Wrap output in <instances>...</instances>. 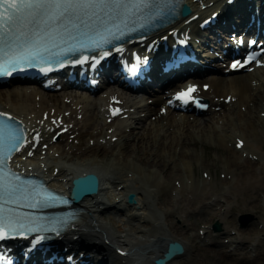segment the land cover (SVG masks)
<instances>
[{"label": "bare ground", "instance_id": "6f19581e", "mask_svg": "<svg viewBox=\"0 0 264 264\" xmlns=\"http://www.w3.org/2000/svg\"><path fill=\"white\" fill-rule=\"evenodd\" d=\"M215 1L185 0L192 12L169 29H177L195 13L200 18L194 19V26L193 21L188 25L197 28L212 14ZM228 8L231 6L223 10ZM239 11L243 13V9ZM232 15L238 16L235 7L222 19ZM213 27L198 32L209 41L205 51L213 46L220 55L216 60L220 61L213 60L210 70L202 74H194L197 56L182 63L180 71L167 67L161 74L157 53H150L153 58L148 72L143 80L132 83L137 86L120 79L118 66L122 61L114 63L111 58L103 61L97 75L85 70L86 78L92 75L99 79V85L92 87L60 73L51 74L44 83L39 80L42 78L19 77L0 83V109L15 115L26 127L21 155L28 163L37 164L45 178L51 177V184L62 187L69 173L78 176L93 171L98 175L97 192L80 203L83 215L68 231L70 241L86 243L93 251L100 247L96 252H102L101 256L104 250L116 255V248H120L125 253L117 257L123 264H152L169 240L180 241L184 250L167 264H264V62L253 71L226 74L227 66L222 62L228 51L222 50L232 45L229 37L234 30L224 35L225 39L218 35L219 41L212 35ZM171 31L165 34L167 38L172 36ZM156 36L147 38L142 45L160 42ZM129 48L132 54L138 51L137 45ZM137 54L138 68H143L144 57L139 51ZM186 74L189 75L184 79ZM168 90L175 95L184 91L193 98L203 97L209 104L203 109L191 103L183 105L180 99L170 104ZM116 107L118 112L107 122L106 116L112 115L109 111ZM66 133L74 136L70 142L54 144L51 140L55 134L62 139ZM198 143L204 149L202 163L207 168L212 167L210 151L225 155L222 172L228 179L222 184L227 183V187L199 178L191 153L177 149V145L195 147ZM181 163L184 168L177 167ZM151 165L165 172L162 181L151 176L156 171ZM141 181L150 187H143ZM131 191L135 192L136 203L123 206L121 203ZM236 209L249 211L257 219L246 230L235 228L229 244L206 243L194 231L208 227L204 223L219 216L224 223L222 233H230ZM68 242L63 241L61 246ZM50 247L55 250L59 246ZM40 259V253H35L30 260L36 264H63ZM82 259V264H108L103 259Z\"/></svg>", "mask_w": 264, "mask_h": 264}, {"label": "snow or ice", "instance_id": "6c2138e0", "mask_svg": "<svg viewBox=\"0 0 264 264\" xmlns=\"http://www.w3.org/2000/svg\"><path fill=\"white\" fill-rule=\"evenodd\" d=\"M147 6L146 0H11V3L9 0H0V9H4L0 11V55L4 57L3 62H0V67L6 70L8 64H14L19 60H43L56 55V53H49L48 57H45L43 53H47L48 48L43 45L44 38L51 37L55 32L57 22L70 24L77 29L80 24H83L88 29L90 27L88 21H92L93 24L99 21L103 24L102 17L115 19L122 16L127 19L133 9L139 10ZM77 21L79 23H76ZM107 31L108 35H114L110 30ZM82 35H87V33H82ZM96 35L98 39L92 36L87 37L92 45L99 47L108 42L106 35L100 32ZM22 45L30 48L31 51L26 54H16V49ZM80 46L87 45L81 44ZM10 53H12L11 56ZM191 91L192 89H189V92ZM186 96L187 93H181L179 98L184 99ZM0 115L4 114L0 113ZM17 131L8 124L0 126V141H2L0 191L3 197L9 198L5 200V203L10 202V199L18 192L23 191L22 185L8 181V172L5 168L9 153L20 146L18 141L22 143L21 137L16 134ZM15 179L19 180V177ZM46 200V197L42 198L41 203ZM0 211H4L2 206H0ZM5 227V225H0V239L8 235Z\"/></svg>", "mask_w": 264, "mask_h": 264}, {"label": "rangeland", "instance_id": "374dc122", "mask_svg": "<svg viewBox=\"0 0 264 264\" xmlns=\"http://www.w3.org/2000/svg\"><path fill=\"white\" fill-rule=\"evenodd\" d=\"M168 93H170V92H168ZM124 118L125 117H121V119H124ZM106 119H108L107 116H106ZM73 137L74 136L71 133H66L62 139L60 137H56L55 140H53V142H54V144L55 143L57 144V143H59L61 141V143L64 144V143H66L67 140L70 142V140H72ZM177 149H179V150L180 149L187 150V151H189L191 153L190 158L193 161V168L196 169L197 176L199 178L202 177V178L207 179V181L210 184H216L217 183L220 188H224V185H226V187H227V185H228L227 183H223L222 184V182H224L226 179H228V178H225L226 177L225 176V172H222V170H225L224 167H223L225 165V162H224V156L225 155H221L219 152L214 151V150L210 151L209 154H208V160H209V162H210L212 167H208L209 168L208 169L207 166H205L202 163L204 161V159H205V156H204V153H203L204 149H203V147L201 146L200 143H198L195 147H192V146H189V145L181 147L180 145H177ZM165 158H168V155H166ZM149 167L151 169H155L156 170L154 174H153V172L151 173V176L153 178H160V180L162 181V179H163V177L165 175V172L164 173L161 172L159 170V168L157 166H154V165H151ZM177 167L184 168L182 163L180 165H178ZM188 169H189L188 170L189 173H192L191 172L192 171L191 168H188ZM226 175H227V173H226ZM192 178H190L189 181H191ZM194 180H195V178L192 181H194ZM216 180H218L219 183L216 182ZM140 184L143 187H146V188L150 187V186H147L148 183H146L145 181H141ZM174 184H176L175 181H174ZM121 204H123L124 206L128 207V205L124 201ZM153 207L154 206H151V209H153ZM233 218H234L233 219L234 220V226L232 227L231 232L228 233V234L222 233L223 232L224 223L222 222V219L219 218V216L209 219V223H204V226H208V227H205V228L199 227L198 229H196L194 231L195 232L196 231L199 232L202 235L203 239L206 241V243H209L210 241H212V242L213 241H220V242H222L223 244L226 245V244H229V242L232 241L231 236H234L236 234L235 228H241V229H244V230L248 229L251 226V223L257 219V215H255V214H253V213H251L249 211L236 209L234 211ZM174 221L176 223H179V219L178 218H174ZM216 222L219 224V229L218 230H215L213 228V224L216 223ZM206 230H208V232H205ZM218 233L220 234V236L216 237L215 234H218ZM209 247L213 248V245H209Z\"/></svg>", "mask_w": 264, "mask_h": 264}, {"label": "water", "instance_id": "95a60500", "mask_svg": "<svg viewBox=\"0 0 264 264\" xmlns=\"http://www.w3.org/2000/svg\"><path fill=\"white\" fill-rule=\"evenodd\" d=\"M184 15L189 13V8L184 6L183 9ZM98 175L95 172H87L81 174L72 179V192L71 197L77 201L82 198L84 195L94 194L98 189ZM127 202L129 204H134L136 202L134 192H129L127 194ZM215 229H218L219 225H214ZM183 245L178 240H169L167 241L164 252L161 256L157 257L154 261L157 264H164L166 261L170 260L176 255H179L183 252Z\"/></svg>", "mask_w": 264, "mask_h": 264}]
</instances>
